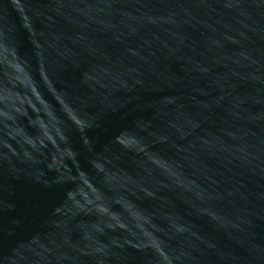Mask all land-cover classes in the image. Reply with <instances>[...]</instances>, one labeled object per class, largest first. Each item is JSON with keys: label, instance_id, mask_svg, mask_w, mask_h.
<instances>
[{"label": "water", "instance_id": "obj_1", "mask_svg": "<svg viewBox=\"0 0 264 264\" xmlns=\"http://www.w3.org/2000/svg\"><path fill=\"white\" fill-rule=\"evenodd\" d=\"M0 264H264V0H0Z\"/></svg>", "mask_w": 264, "mask_h": 264}]
</instances>
